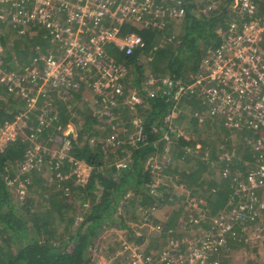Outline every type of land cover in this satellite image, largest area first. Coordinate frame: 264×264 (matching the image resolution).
Masks as SVG:
<instances>
[{
	"label": "built area",
	"instance_id": "2783aa9c",
	"mask_svg": "<svg viewBox=\"0 0 264 264\" xmlns=\"http://www.w3.org/2000/svg\"><path fill=\"white\" fill-rule=\"evenodd\" d=\"M197 1L218 4L221 0ZM185 2L0 0V86L8 96L15 95L17 99L27 102L29 109L50 94L58 99H69L81 87L77 78L85 81V90L93 91L94 106L101 107L104 113L114 111L119 106L135 108L142 104V95L171 99L168 129L163 130L159 138L164 146L161 152H155L146 162V168H150L153 175L160 176L164 168L174 163L175 142L180 138L195 139L197 135L191 130L177 128L174 120L178 118L172 119L173 108L178 111V107L173 106L191 94L200 100L191 116L197 121L199 131L206 127L207 119L209 123L216 124V129L232 132L231 136L242 140L250 150L252 159L244 163L245 168L240 172L229 170L238 157L239 148L235 145L232 144L230 148L224 144L217 145L213 156L215 160H211L208 149L203 153V160L208 162L211 170L216 166L221 167L216 175L219 180L231 179L233 190L228 209L211 214L203 199L191 206L188 202L186 220L175 230L164 229L161 224L152 228L158 235L165 236L167 245L161 253L146 252L145 264H221L222 254L230 250V243L241 239L237 227L255 225L253 223L257 220V230L264 242V24L253 19L254 14L264 7V0L231 2L229 8L235 12L237 20L231 22L230 34H221V45L208 52L203 66L195 77H191L189 84L170 77L159 79L150 75L144 79L140 89L132 86L126 93L125 84L131 85L134 76L126 66L109 58L106 52L107 47L113 46L121 55L130 57L135 52L145 50L147 45L141 36L131 32L121 36L122 29L128 26L134 30L163 31L168 24L184 17ZM244 15L249 17L250 22L244 21ZM87 23H91V26L83 28ZM38 27L48 30L46 33L55 42L54 51L38 54L23 67L2 68L5 48L1 43V31L10 30L13 34L25 36L27 31H34ZM48 112L43 108L38 115L40 127L46 129L51 118ZM25 118L26 115L18 113L15 121L0 127V152L15 140L16 123ZM132 125L135 130L129 142L133 146L146 144L141 120L133 119ZM254 134L261 135L254 137ZM58 147L50 150L53 158L58 156L57 152L61 149V157L67 156L66 161L74 166L80 163L74 174L69 172L63 178L75 176L78 184H86L91 170L83 162H72L71 139L64 136ZM154 148L158 150L156 145ZM196 149H199V145H196ZM39 152L36 144L26 151L25 169L33 168ZM183 152L193 154L189 146ZM46 156L49 155L44 158ZM222 163L226 166L222 167ZM67 166L58 165L56 170ZM117 166L125 168L126 165L120 163ZM61 175L59 173L58 177ZM172 185H175L174 182Z\"/></svg>",
	"mask_w": 264,
	"mask_h": 264
},
{
	"label": "trees",
	"instance_id": "16d2710c",
	"mask_svg": "<svg viewBox=\"0 0 264 264\" xmlns=\"http://www.w3.org/2000/svg\"><path fill=\"white\" fill-rule=\"evenodd\" d=\"M185 1L184 17L177 23H170L163 31L134 30L128 26L122 29L121 36L129 32L141 36L147 45L145 50L125 57L118 53L113 46L106 48L108 57L112 58L109 56L110 52L116 53V58L113 59L126 66L130 74L134 76L131 85L125 84L126 93L132 89V86L140 89L145 79L143 65L139 63V57L143 54L149 57L148 68L156 78H164L163 75H166L175 81L189 84L191 77L196 75L203 66L202 62L208 57V52H213L221 45L222 33L220 31H224L227 22L231 23L234 17L228 9L233 0L220 1L218 9L211 10V14H206L204 3L197 0ZM169 27H171V31L167 30ZM159 34L165 38L163 46L156 45ZM25 41H30L35 46L38 45V40L35 39ZM47 45L45 42L39 44L38 54L40 51H46ZM27 47L28 45L26 44L25 47L21 41L16 42L13 47L15 57L10 55L3 57L2 68L9 70L28 65L36 56L37 51L35 49L34 56L29 58ZM13 58L15 61L11 63ZM13 64L15 65L13 66ZM80 86L77 92L70 95L67 102L56 100L58 121L54 122L53 126L60 128L59 130L66 129L68 125L75 127L73 133L68 136L71 139L70 154L75 161L83 162L90 168L88 181L86 184L80 185L75 176L64 179L63 176L70 171L67 167H60L55 171V175L59 173L62 175L59 176L60 178L53 176L56 181L53 186L41 187L42 190L47 191L44 211L29 214L30 209L25 203L20 207V210L24 209L29 218L24 220L18 216L17 205L7 187V179L14 177L24 159L29 146L25 136L31 134L37 124L36 119L32 117L27 128L22 130L23 137L9 143L0 152V264H94L89 252L94 240L99 237L102 231L109 228L128 229L124 221L126 219L134 220L133 217H128V215L134 216V212L129 209L139 208L146 211L150 208L169 205L172 209L167 223L164 225L166 229L172 228L180 222L178 214H184L183 208L180 209L184 197L179 198L180 201L175 197L174 187L168 180L164 184L158 183L156 186L157 180L152 174V170L145 168L147 159L155 152H161L164 146V142H160L159 138L163 130L168 129L172 108L171 99L160 96L147 98L142 95V104L133 108L134 113L128 110L123 111L128 118L117 114L123 107L128 106H119L118 109L105 114V117H101L102 115L98 117V114L92 112L84 102L86 83L85 86ZM0 94H6L3 87H0ZM191 100L192 96L183 98V102L187 106H190ZM16 102L10 97L4 102L0 97V127L5 123L12 122L14 117L20 113L22 106L17 105ZM79 103L82 104L81 109L78 108ZM114 116L117 119L109 123L108 119ZM135 118L141 120L143 132L147 138L146 144L137 143L133 146L129 142V137L135 130L132 125V120ZM193 126L194 130L192 131H196L197 134L195 139L180 138L175 142L173 147L174 163L164 168L161 176L172 180L176 179V183L185 188L203 190V199H205L211 214L224 212L228 209L227 204L233 190L230 185L231 179H221V184L218 185L215 181L210 180L211 177L217 175L221 167L213 168V174L208 172L212 168L208 162L203 160V153L208 149L212 155L211 160H215L213 156L217 145L224 144L230 148L231 142L224 141L226 138L232 137L233 134L219 129L213 135L207 133L206 128H200L199 131V128H195V124ZM122 133L126 135H122ZM48 134H43L45 140H47ZM50 135L52 136L51 133ZM56 135L61 140L60 132H54V137ZM260 135L254 134V137ZM200 136L206 138L201 139ZM108 137L112 138V142L106 143ZM198 144L200 147L196 149ZM154 145L158 150H155ZM187 146L193 150L192 155H186L183 152ZM245 149L246 151L238 150V157L229 169L232 172L243 171L244 163L252 159L250 150L247 147ZM120 163H124L125 168L118 167L117 165ZM181 165H185L186 168H182ZM223 165L225 164L222 163V167ZM209 174L210 177L204 179L209 181L206 183L202 181L203 177ZM199 179H201V183L197 186ZM65 191H69V193L66 194ZM175 203H179V209L175 208ZM122 208L124 212L119 211ZM79 210L82 212H80V219L77 221L79 216L76 218V212ZM158 222L155 220L151 224L155 225ZM258 223L257 220L253 224L258 225ZM128 233L133 235L130 230ZM137 235H139L137 241H141L143 236ZM1 243L5 246L3 247ZM236 243H230V250L242 245L243 240ZM113 250L111 249V251Z\"/></svg>",
	"mask_w": 264,
	"mask_h": 264
},
{
	"label": "rangeland",
	"instance_id": "374dc122",
	"mask_svg": "<svg viewBox=\"0 0 264 264\" xmlns=\"http://www.w3.org/2000/svg\"><path fill=\"white\" fill-rule=\"evenodd\" d=\"M219 4L220 2L218 4L214 2L209 3V4L204 3V5H207L206 6L207 13L206 12L205 13L211 14L210 11L218 9ZM228 9L230 10V8ZM230 11H231L230 13L234 16V17L232 16L233 17L232 22H235L237 20L235 18L236 14L235 12H233L232 9ZM253 19L255 22L259 24H264V7L263 6L259 12L254 14ZM244 21L250 22L249 17L247 15H244ZM172 23H177V21L171 22V24ZM86 26H91V23H87L86 25H84L83 28H85ZM170 28L171 27H169L167 30L169 31ZM230 28H231V23L230 21H228L224 31H220V32L223 35L227 36L230 34ZM1 32L3 35V37L1 38V43H3V46L5 47L3 57H6L8 55L15 57L16 54L14 52L13 47L15 43L18 41H21L23 44H25V47H26V44L28 45L27 52L28 54H30L29 58L34 56L33 53L35 49L37 51L36 56H38V47H39V44L41 45V43L45 42L48 45L46 46L47 48L46 51H40L39 54L40 53L47 54V52L54 51L55 49V46H54L55 42H53L51 36L50 37L48 36L47 34L48 30L42 29L40 27H38V29H35L34 31H27L25 33V36H18L15 33L13 34L10 30H5V31L2 30ZM159 35L157 39L158 41H156V45L163 46V41L165 40V38L162 37L163 36L162 34H159ZM164 35H167V34H164ZM30 39L38 40V45L35 46L30 41H25V40H30ZM109 56L112 58H116V53L110 52ZM14 61H15V58H13V60H11L10 62L13 63ZM148 62H149V57L145 56L144 54L139 57V63L143 65V71H144L145 78H148L150 75H152L147 65ZM14 65L15 64H13V66ZM198 72L196 73V75L198 74ZM163 77L166 78L169 76L163 75ZM76 80L82 86H85V81L82 78L81 79L77 78ZM85 96H84L85 97L84 102L87 103L88 105L87 107L90 108L92 112L97 113L98 117L101 114H103L101 117H105L109 113V111L104 113L105 111H102L101 107L94 106L93 99H92L94 96L93 91H89L88 89H86ZM188 96H192V95L188 94L186 97ZM0 97H1V100L3 99L4 102L7 101L8 97L17 101L16 104L22 106L20 109L21 110L20 114L23 113L24 115H26L25 119H22L21 121L16 123L17 128H15V140L14 141H16L17 138L21 136L23 137L22 130L27 128V125L29 121H31L32 117L35 118L37 121L36 126L32 129V133L25 136V138H27L29 142V146L27 150L35 144L38 146V150H40L38 155H36V164L33 166L32 169H25L26 164H27V163L25 164L26 162V158H25L26 154H25L22 163L19 165V168L16 170L14 174V177H12V179H7V187L17 205L16 209L18 210V216L26 220L29 218V216L26 215V211L24 209L20 210V207H22V205L26 203L27 208L30 209L29 214L44 211L46 207L45 205H46V200H47V191L42 190L41 187L48 188L50 186H53V183L56 182L53 178V176L55 175L56 167H58V165H61V164L63 165L69 164L70 166H67V169L68 170L70 169V173L74 174L77 164L80 165V163H77L74 166L73 164L70 163V161H66L67 156L62 158L61 155L63 153L60 152L61 149L57 152L58 156L55 157L56 160L55 158H53V155L51 154L52 152L50 151L52 149L60 148L58 146L61 144L62 138H64V136H69L70 133H73L75 127L72 125H68L66 129L59 130L60 128H55V126H53L54 122L58 121V113L56 112L58 104H56V100L59 102L65 103L67 102L68 98L62 100V99H58L53 94H50L47 99L39 100V102H37L33 108L29 109V107H27V102H25L22 99H17L15 95L8 96L7 94L5 95L0 94ZM198 102H200V100L195 95V96H192L190 107L189 105L184 107L185 106L184 104L186 103L183 102V99H182V102L176 103L175 105L173 104L174 105L173 107H178V111L174 110V108L172 110L173 111L172 119L178 118L177 120H174V123L177 128H180L182 130L185 129L187 131L191 130V132H193L192 131L194 130L193 124L197 125L196 124L197 121L195 119H192L191 116H192V110H195L197 108ZM81 105L82 104L79 103L78 105L79 109L82 108ZM187 107H189V109H186ZM43 108L49 111L47 114L48 115L50 114L49 115L51 117L50 120H52V121L48 120L49 127L47 129L40 127V123H38V115L40 114V111ZM38 110H39V114H38ZM125 110H128L131 113L135 112L133 108L123 107L121 110H119V112H117V114L121 115L123 118H128V116H126L127 114L123 113V111ZM116 119H117L116 116H114L108 119V121L110 123V122L115 121ZM13 120L15 121V119ZM24 122L25 124L23 126ZM8 123H11V122H8ZM205 125H206L205 128L207 129L206 131L207 133H212L213 135H215V133L217 132L216 130H219L215 128L216 124L209 123L207 119L205 120ZM195 128H197V126H195ZM12 131L13 130H10V133L14 135ZM57 131L60 132L62 136L60 138L61 140L57 138V135L54 137V132H57ZM50 133L52 134V136L50 135ZM193 133H196V131ZM43 134L44 135L48 134L47 140L43 138ZM122 135H126V134L122 133ZM125 137H128V136H125ZM73 138L75 137L73 136ZM200 138L205 139L206 137L200 136ZM226 140H229L231 142V145L232 144L235 145L236 148L238 147L239 151L240 150L246 151L245 149L246 145H244L243 141L240 140L239 138L229 137V138H226ZM110 142H112V138L108 137L106 139V143H110ZM45 155H49V156H46L44 158ZM70 158L72 162H76L71 155H70ZM175 164L180 165L178 163H175ZM181 167L186 168L185 165H181ZM145 168H146V163H145ZM208 172H212V174L214 173L213 170L211 171L208 170ZM58 175L59 174L55 176L58 177ZM208 176L210 177V174L205 175L202 181H204L205 183L208 182L209 180L207 181L204 180L205 177H208ZM154 177L155 179L158 177V181L155 184L156 186L158 185V183L164 184L166 180L170 181L172 184L174 182L175 185H173L174 186L173 194L178 199L184 197L181 201V207L179 203H175L174 205L176 209H179L180 207V209L183 208V211H184L183 215L178 214V219L180 222H178L177 224L179 226L182 222H185L186 220V217H187L186 209L188 208V202L191 206V204L201 201L204 198L203 190L199 188L196 190H192L193 188L183 189V187L175 183L176 179L172 180L170 178H166V176H163V175L162 176L154 175ZM210 180L215 181L217 185L221 184V180H219L217 176L211 177ZM200 183H201V179H199L197 186H199ZM65 193L68 194L69 191H65ZM127 196L130 197V195H127ZM203 200L205 201V199ZM262 205H264V202H262ZM76 209H78V206H76ZM171 209L172 207H170L167 204L159 208L157 207L150 208L149 210H146V211L141 210L139 208L129 209L132 212H134L133 214L134 216L128 215V217H133L134 220L126 219L124 221V224L128 227V229L118 230L114 228H109L107 230L102 231L99 237H97L94 240L93 246L89 248V252L92 255L91 259L93 263L94 264H129V263L130 264H145L144 260L146 258V255H145L146 252L150 253L152 251H156L158 253H161L164 247H166L167 245L165 241V236L158 235L152 228L157 224H161L162 227L166 229L164 225L167 223L166 221L171 214ZM119 211L124 212L123 208L122 210H119ZM80 212H82V210H79V212L78 211L76 212V218L77 216H79ZM79 219H80V216L77 218V221H79ZM155 220H158L159 222L155 225L151 224ZM177 224L173 226L172 228H170V230H175L177 227ZM257 226L258 225H248L247 227L246 226L238 227V233L241 232L240 240H243V244L238 246L237 248H233L231 250L224 252L221 257V264L223 262H225L226 264H264V242H262L260 239V231L257 230ZM129 230L133 233V235H130V233H128ZM137 234H140L143 236L141 241H137L138 240L137 238L139 237V235ZM160 234H163V233H160ZM239 241H236V242L238 243ZM1 245H3V247L5 246L2 243ZM111 249H114V250L111 251ZM12 250H13V247H12ZM158 253H154V254L158 255ZM132 256L135 257L136 259H134Z\"/></svg>",
	"mask_w": 264,
	"mask_h": 264
}]
</instances>
